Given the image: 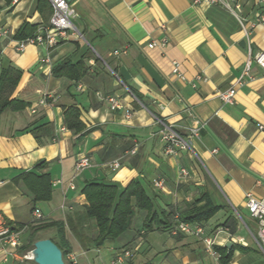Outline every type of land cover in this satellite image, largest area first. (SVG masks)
Returning <instances> with one entry per match:
<instances>
[{
    "label": "crops",
    "instance_id": "crops-1",
    "mask_svg": "<svg viewBox=\"0 0 264 264\" xmlns=\"http://www.w3.org/2000/svg\"><path fill=\"white\" fill-rule=\"evenodd\" d=\"M236 1L245 23L255 24L250 30L253 52L264 51V24L256 23V16L264 15V0ZM67 2L75 10L72 24L79 37L69 35L48 52L28 46L19 53L18 31L25 23L46 27L49 3L0 0V30L10 37L0 41V74L9 68L21 74L3 98L28 105L0 113V217L20 231L19 246L0 243V264H34L26 258L30 245L43 239L61 241L56 228H46L53 231L46 237L34 232L52 223L63 225L62 245L70 250L66 258L75 259L70 264H110L122 249L132 252L125 264H252L254 256L264 260L260 246L243 234L255 235L254 222L249 218L253 229L246 224L248 231L237 218L243 221L239 213L247 214L246 195L264 201V72L252 66L253 79L236 90L233 105L219 99L234 85L247 58L237 20L206 0ZM151 44L155 46L149 48ZM45 97L47 103L41 105ZM109 98L118 109H111ZM67 108L78 110L80 130L67 128ZM155 118L183 136L194 119L205 127L190 142L191 151L167 157ZM84 157L90 167L76 173L75 164ZM115 162L117 169L110 167ZM181 168L187 178L180 177ZM31 172L48 175L51 186V200L35 205L41 214L37 220L23 181ZM156 180L162 181L163 190L154 188ZM134 181L144 187L160 219L169 223L173 213H189L207 201L219 207L200 225L206 236H216L215 248L226 249L228 261L220 260L218 252L217 258L208 256L196 238L171 236L159 220L145 228L148 215L136 208L127 232L116 241L103 250L81 249L68 223L87 206L84 186L104 182L122 190ZM228 219L236 221L233 235L222 228ZM86 234L94 238L96 231L90 225Z\"/></svg>",
    "mask_w": 264,
    "mask_h": 264
},
{
    "label": "built area",
    "instance_id": "built-area-1",
    "mask_svg": "<svg viewBox=\"0 0 264 264\" xmlns=\"http://www.w3.org/2000/svg\"><path fill=\"white\" fill-rule=\"evenodd\" d=\"M51 9V15L48 21V25L43 28L37 29L36 33L31 37L24 40L15 42V50L22 53L28 46H34L45 49L46 52L53 49L60 41L67 39L69 35L79 37V33L74 28L72 21L76 17L75 10L69 5L67 0H47ZM209 4H217L227 10L239 23L243 32V41L245 42L246 61L243 65L240 76L236 79L234 85L224 92L219 94V99L223 105H233L234 96L236 90L246 85L253 79L251 74L252 66L258 67L264 72V51L253 52L251 43V29L255 24L245 23V20L241 17V7L236 0H206ZM256 23L264 24V15L256 16ZM0 41H10L9 34L6 30H0ZM166 45L165 41L160 44V47ZM155 44H151L148 47L152 48ZM1 54V52H0ZM1 68V63H0ZM174 73H177V67H174ZM81 89L82 87H78ZM49 97H45L40 101L41 105H45ZM108 102L111 104V109H118L117 103L114 99L109 98ZM155 126L157 127V136L162 144V152L167 157H177L180 152L191 151L190 142L197 140L200 137V132L205 127V123L198 120H193L189 127H186L185 136L178 133L174 126L167 124L164 120L155 118ZM136 147L131 149L128 154L133 156L136 154ZM216 153V151H213ZM90 167L89 160L87 158L78 159L75 164V172L80 173L83 170ZM110 167L117 169L118 163H112ZM181 178H187L188 172L186 169L181 168L179 170ZM156 190H163V183L161 180H156L153 184ZM245 210L249 218L255 224L256 234H252L253 240L260 246L264 253V201L257 199L251 195L245 196ZM33 217L37 220L41 218V214L38 210H34ZM242 225L249 231L246 224L237 217ZM224 230V229H223ZM226 231V230H225ZM170 234L173 237L188 236L193 237L201 241L204 247L205 253L213 258H217L218 254L215 251V239L216 236H206L204 227L197 223H186L179 219L178 214H174L172 218V227ZM20 231H14L6 225L3 219L0 217V243L3 245H10L13 247L19 246ZM232 240V239H231ZM241 245L246 246L245 243L240 242ZM31 261V255L28 253L26 256ZM132 258V252L127 249L120 250L112 259L110 264H125ZM72 263L75 262L74 257H69Z\"/></svg>",
    "mask_w": 264,
    "mask_h": 264
},
{
    "label": "trees",
    "instance_id": "trees-1",
    "mask_svg": "<svg viewBox=\"0 0 264 264\" xmlns=\"http://www.w3.org/2000/svg\"><path fill=\"white\" fill-rule=\"evenodd\" d=\"M42 7V1H39L38 9ZM37 31V27L29 24H23L16 35L17 40H24L31 37ZM67 66V63L54 69L57 71ZM20 72L14 69L2 70L0 74V113L6 109L21 110L28 105L20 101H7L4 95L17 85L20 79ZM79 112L75 108L64 109V120L68 129L80 130L81 125L78 122ZM42 166V165H39ZM24 184L33 197V212L37 202H48L51 200V186L48 175H36L31 172L23 176ZM85 196L87 206L83 213L68 223V227L73 237L76 239L80 248L87 250L90 248L101 249L106 243L114 242L124 233L127 232L130 219L133 216L134 208L145 211L147 213L145 228H151L155 220H159L158 224L163 226L165 230H170L172 223L161 220L159 214L153 210L150 199L147 196L144 187L140 182L134 181L125 189L119 190L115 184L104 182H90L82 189ZM219 210V207L213 206L210 202H205L189 213L176 212L179 219L186 223L202 224L209 221ZM164 214V213H161ZM175 214V213H173ZM169 216V214H167ZM90 225L95 229L94 238L87 236L86 231ZM85 226V228H84ZM40 228H56L57 233L61 237L60 242H53L62 253L65 259L69 249H65L62 243H66L63 233V225L52 223ZM222 228L233 235L236 229V221L228 219ZM21 229V227L19 228ZM220 256V260L227 262L230 255L225 256L226 249L215 248Z\"/></svg>",
    "mask_w": 264,
    "mask_h": 264
},
{
    "label": "water",
    "instance_id": "water-1",
    "mask_svg": "<svg viewBox=\"0 0 264 264\" xmlns=\"http://www.w3.org/2000/svg\"><path fill=\"white\" fill-rule=\"evenodd\" d=\"M240 45L245 47V42L241 41ZM226 248L230 250L231 244H227ZM30 255L34 264H64L61 250L48 239L36 241Z\"/></svg>",
    "mask_w": 264,
    "mask_h": 264
},
{
    "label": "rangeland",
    "instance_id": "rangeland-1",
    "mask_svg": "<svg viewBox=\"0 0 264 264\" xmlns=\"http://www.w3.org/2000/svg\"><path fill=\"white\" fill-rule=\"evenodd\" d=\"M73 25H75L74 22H73ZM239 215L243 219L244 224H247V225L251 226V228L253 229V224H252V222H250L248 215L247 214H244V213H239ZM34 232H40V234H38V236L46 237V236H49L50 235V232H53V231L47 230L46 228H40L39 227ZM253 233L256 234L255 229H253ZM243 234H244L245 238L247 240H249L252 244H256V242L248 235V233L246 232V230H243ZM28 236H29V233H26L24 235L25 238L28 237ZM36 236H37V234H35V237ZM105 247L106 246L104 245L101 248V250L105 249ZM30 248H31V250L33 249V247L31 245H30ZM30 252L31 251H29L28 253H30ZM101 252H102V254L104 253V251H101ZM63 262H64V264H70L69 261L67 260V258L63 259ZM252 264H264V260L262 258H260V257L254 256L253 257Z\"/></svg>",
    "mask_w": 264,
    "mask_h": 264
}]
</instances>
